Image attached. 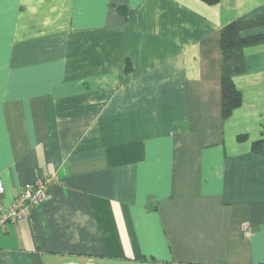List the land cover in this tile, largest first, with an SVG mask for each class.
I'll return each mask as SVG.
<instances>
[{"label": "crops", "instance_id": "1", "mask_svg": "<svg viewBox=\"0 0 264 264\" xmlns=\"http://www.w3.org/2000/svg\"><path fill=\"white\" fill-rule=\"evenodd\" d=\"M259 17L264 0H0L3 204L55 176L0 227V264H264V43L227 118L221 81L222 27Z\"/></svg>", "mask_w": 264, "mask_h": 264}, {"label": "trees", "instance_id": "2", "mask_svg": "<svg viewBox=\"0 0 264 264\" xmlns=\"http://www.w3.org/2000/svg\"><path fill=\"white\" fill-rule=\"evenodd\" d=\"M209 4H215L219 0H204ZM264 25V17L255 19H236L221 29V50L223 53V74H222V99H223V117L227 118L232 111L243 102V94L237 88L233 80L236 73L243 72L244 48L248 45L264 43V32L242 35V32L253 26ZM247 138V134H239L238 139ZM254 150L264 151V138L253 141Z\"/></svg>", "mask_w": 264, "mask_h": 264}, {"label": "built area", "instance_id": "3", "mask_svg": "<svg viewBox=\"0 0 264 264\" xmlns=\"http://www.w3.org/2000/svg\"><path fill=\"white\" fill-rule=\"evenodd\" d=\"M54 182V175L38 176L32 182L26 183L9 205H4L2 196L5 193V185L0 178V227L5 228L11 222L29 218L32 208L49 198L48 190ZM242 227L246 235L253 234L250 222H244Z\"/></svg>", "mask_w": 264, "mask_h": 264}]
</instances>
